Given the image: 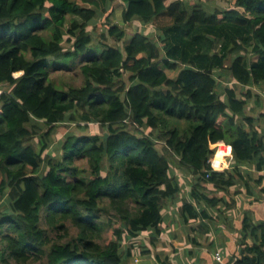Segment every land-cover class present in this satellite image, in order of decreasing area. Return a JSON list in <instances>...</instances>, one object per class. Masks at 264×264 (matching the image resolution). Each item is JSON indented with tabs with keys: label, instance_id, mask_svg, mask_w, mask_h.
Wrapping results in <instances>:
<instances>
[{
	"label": "trees",
	"instance_id": "16d2710c",
	"mask_svg": "<svg viewBox=\"0 0 264 264\" xmlns=\"http://www.w3.org/2000/svg\"><path fill=\"white\" fill-rule=\"evenodd\" d=\"M115 1L0 0V84L10 88L0 93V264H122L123 241L150 232L155 244L163 202L177 190L155 132L196 180L201 208L208 184H234L231 171L211 165L226 146L219 142L232 148L235 172L264 153L261 116L248 112L253 88L264 95V0H232L221 11L189 0H119L125 24L152 30L92 54L89 26ZM108 35L120 43L127 32L111 25ZM65 59H85L83 86L52 82V61ZM176 120L183 130L168 129ZM67 124L94 131L61 139ZM55 136L59 158L50 152ZM183 212L187 222L205 216L191 203Z\"/></svg>",
	"mask_w": 264,
	"mask_h": 264
},
{
	"label": "crops",
	"instance_id": "0c3cea01",
	"mask_svg": "<svg viewBox=\"0 0 264 264\" xmlns=\"http://www.w3.org/2000/svg\"><path fill=\"white\" fill-rule=\"evenodd\" d=\"M224 83L229 84L227 80ZM259 95L263 97V102L264 95L260 92ZM260 106V103L259 106L256 105L249 115L254 118L261 116L255 124V130L264 139V102ZM219 143L226 146L219 153L216 148V163L214 167L213 159L212 167L214 171H231L235 175L234 184L220 189L215 188L214 184H208L204 191L206 198L201 202L202 208L194 201L191 187V196L187 199H191L189 202L198 212L204 210V218L187 222L183 212L184 205L180 204L183 198L175 201L174 207L180 211L182 221L172 224L171 220L168 223L166 218L170 212L163 209L161 236L155 244L151 242L150 232L129 239L130 248L137 246V240L143 243L137 248L136 254L130 250L125 252L122 264L264 263V233L263 228H260L264 224V153L255 156L252 162L239 166L238 172H235L231 163L232 148L224 142ZM177 171L182 173L179 168ZM182 225L189 226V230H184L181 235L177 227ZM216 253H220L221 262L215 259ZM134 256L138 261H131L130 258Z\"/></svg>",
	"mask_w": 264,
	"mask_h": 264
},
{
	"label": "rangeland",
	"instance_id": "374dc122",
	"mask_svg": "<svg viewBox=\"0 0 264 264\" xmlns=\"http://www.w3.org/2000/svg\"><path fill=\"white\" fill-rule=\"evenodd\" d=\"M189 2L192 5L201 4L202 6H204L209 11H213L215 9L221 11V10L229 8L232 0H189ZM123 10H124L123 3L119 0H116L113 4V11H110L107 14L99 15L90 24L89 32L91 33V36L93 38L92 54L96 53L99 50L98 48L102 47L101 46L102 43H107L110 46H118V47L122 48L124 46V43L136 32L141 31L144 33H149V31L152 30V27L150 25L149 26H143L142 24H139L138 22H132L129 24H125L123 22V19H122ZM111 25H118V26H120L126 30L127 37L125 38L124 41H122L120 43H116V41H114V39L109 37L108 29ZM66 28L67 29L69 28V22H67ZM65 46H67V45H65ZM84 62H85V59H83V60L65 59V60H59V61L53 60L52 64H56V65H54L55 67L54 68L52 67V70H51L52 82L57 87H59L61 89H65V90H68L71 87L79 88V87L83 86L84 78L81 74L80 66ZM167 72H168V75L172 78L177 75V72H173V71H167ZM124 81H125V83L129 84L127 74H125V76H124ZM227 81L229 82V80H227ZM229 85L230 84L224 83L223 87H225V86L227 87ZM2 91H10L9 86L0 84V93ZM237 91H238V93L245 92V90H243L240 86H237ZM252 91L257 97L255 96V98L250 103V106H249L250 110H248V112L250 114L252 113L253 109L255 110L256 105L259 106V103H260L261 104L260 107H262L263 102H264V100H263V102L261 100V99H263V97L261 95H259V92L261 94H263L261 92V90L253 88ZM256 99H257L258 103H256L257 102ZM260 107H258V109ZM175 123L182 130L186 126L184 121L176 120L174 122H171L168 129H171ZM63 126L64 125H61L58 128V132H60V134H61L60 135L61 139H63V137L67 131H71L75 134L82 135V136L83 135H89L94 131V129H92V130H88L85 132H80V130L74 125L67 124V125H65V127H63ZM137 129H138V127L134 126V125H129V127H128V131L134 132V133H137L136 132ZM143 131L145 132L144 135H148V134H150V132L154 133V131H152L151 129H148V128H144ZM164 132H167V130H164ZM98 133H99V135L102 136L105 133V131H101ZM61 139H59L57 136H55L54 142L50 147V152H52L53 156L56 158L61 157V154H62L61 151L57 148L59 140H61ZM154 139L156 141V146H157L158 150L160 151V153L163 154L165 157H167L170 160V162L172 163V170L174 172L173 185H177V190L173 194V196H171L169 199H166L163 202V209H166L167 211L170 212V214L166 218V221H168V223H169L172 220V224H174V223L178 224L179 220H181V217H180V211L179 210L177 211L176 207H174L175 201L183 198V202L180 203L181 205H185V204L190 203L189 200H191V199H187V198H188V196H191L190 195L191 187H194L197 184V182L193 177H191V176L188 177L187 174L184 176L183 173H180L179 171H177L179 168V165H178L179 159L175 155H173V153H171L169 151V149L167 148V146H166V139L167 138L166 137L159 138L158 132H155ZM33 144L35 145L36 149L39 148V144H38L37 139L33 140ZM74 165L78 167L80 175H84V176L88 175L89 166L87 164V161L78 159L75 161ZM177 181L179 182L180 185L178 184ZM199 190H200V192L202 191L201 186L199 187ZM202 193H204V192L202 191ZM176 205H177V203H176ZM184 215L187 216L188 214L184 212ZM113 220H114L115 224L117 223L116 225H121V223L117 222L116 219L113 218ZM177 228L180 229V230H178V233H180L181 235L183 234L184 230L185 231L189 230V226H184V225H182L181 227H177ZM146 241H148V239H146ZM141 243H143V242H140L139 240H137V246L130 248L131 240L127 239V240L123 241V243L121 244V250L123 252V255L128 250H130L131 253L136 254V252L140 248ZM130 259L132 262L138 261V258H136L135 256L130 258Z\"/></svg>",
	"mask_w": 264,
	"mask_h": 264
},
{
	"label": "built area",
	"instance_id": "2783aa9c",
	"mask_svg": "<svg viewBox=\"0 0 264 264\" xmlns=\"http://www.w3.org/2000/svg\"><path fill=\"white\" fill-rule=\"evenodd\" d=\"M211 165H212V161H211ZM210 173V172H209ZM209 173L207 174V178L209 177ZM215 259L218 261V262H221V255L220 253H216L215 254Z\"/></svg>",
	"mask_w": 264,
	"mask_h": 264
}]
</instances>
